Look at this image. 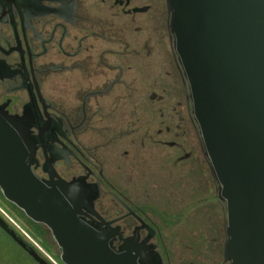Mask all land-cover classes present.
<instances>
[{"label": "flooded vegetation", "instance_id": "1", "mask_svg": "<svg viewBox=\"0 0 264 264\" xmlns=\"http://www.w3.org/2000/svg\"><path fill=\"white\" fill-rule=\"evenodd\" d=\"M0 108L28 110L33 172L86 189L81 217L115 248L136 237L157 264H229L165 0H0Z\"/></svg>", "mask_w": 264, "mask_h": 264}, {"label": "water", "instance_id": "2", "mask_svg": "<svg viewBox=\"0 0 264 264\" xmlns=\"http://www.w3.org/2000/svg\"><path fill=\"white\" fill-rule=\"evenodd\" d=\"M172 49L188 84L210 173L225 201L223 261L264 264V0H165ZM28 110L0 108V191L45 226L63 264H157L136 237L115 248L78 182L39 179ZM2 228L38 264H49L0 217Z\"/></svg>", "mask_w": 264, "mask_h": 264}, {"label": "trees", "instance_id": "3", "mask_svg": "<svg viewBox=\"0 0 264 264\" xmlns=\"http://www.w3.org/2000/svg\"><path fill=\"white\" fill-rule=\"evenodd\" d=\"M0 201L3 202L5 206H7V208H9L18 218H20L24 222V224L27 226L30 232L37 239L41 240L47 246L50 245V240H49L50 233L48 232L45 226L39 223H35L31 221L29 218H27L20 209H18L14 204L8 202L2 196L1 191H0ZM0 217L6 221V223L9 225L10 228H12L19 236L23 238V235H21L19 231H17L11 224H9V222L1 214ZM34 250L41 256V254L38 252L37 249L34 248ZM0 264H38V263L30 255H28V253L25 252L2 228H0Z\"/></svg>", "mask_w": 264, "mask_h": 264}, {"label": "rangeland", "instance_id": "4", "mask_svg": "<svg viewBox=\"0 0 264 264\" xmlns=\"http://www.w3.org/2000/svg\"><path fill=\"white\" fill-rule=\"evenodd\" d=\"M0 209L6 214L5 216L10 217L25 233H27L29 235V237L32 240H34L42 248L44 253L49 255L57 264H60L58 261L59 256H58V253L56 251L57 245L55 242H53L51 235L49 236L50 245L47 246L41 240L37 239L30 232V230L27 228V226L24 224V222L20 218H18L9 208H7V206H5V204L1 201H0ZM197 256H198V254H196V253H188V252H182L181 253L180 252V253H177L176 260L183 261L185 264H187L190 261H195Z\"/></svg>", "mask_w": 264, "mask_h": 264}, {"label": "built area", "instance_id": "5", "mask_svg": "<svg viewBox=\"0 0 264 264\" xmlns=\"http://www.w3.org/2000/svg\"><path fill=\"white\" fill-rule=\"evenodd\" d=\"M0 214L7 220L9 221V224L15 227L17 231L23 235V239L30 243L35 249L38 250V252L41 254V256L49 263V264H57L49 255L44 253L42 248L34 241L32 240L27 233H25L10 217L5 216L6 214L0 209ZM60 264H63L59 259H58Z\"/></svg>", "mask_w": 264, "mask_h": 264}]
</instances>
